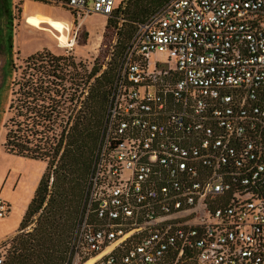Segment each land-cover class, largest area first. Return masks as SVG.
<instances>
[{
    "label": "built area",
    "instance_id": "1",
    "mask_svg": "<svg viewBox=\"0 0 264 264\" xmlns=\"http://www.w3.org/2000/svg\"><path fill=\"white\" fill-rule=\"evenodd\" d=\"M60 1L78 20L116 2ZM70 261L264 264V0H165L136 24Z\"/></svg>",
    "mask_w": 264,
    "mask_h": 264
},
{
    "label": "trees",
    "instance_id": "2",
    "mask_svg": "<svg viewBox=\"0 0 264 264\" xmlns=\"http://www.w3.org/2000/svg\"><path fill=\"white\" fill-rule=\"evenodd\" d=\"M11 1L0 0V16L6 14L9 24L6 42L10 52ZM164 1L116 0L104 36L113 27L117 51L105 69L94 63L79 72L80 63L71 56L46 49L28 55L18 67L21 72L11 83L1 145L8 154L46 165L4 264H67L120 59L136 24ZM10 65L13 69L12 60Z\"/></svg>",
    "mask_w": 264,
    "mask_h": 264
},
{
    "label": "rangeland",
    "instance_id": "3",
    "mask_svg": "<svg viewBox=\"0 0 264 264\" xmlns=\"http://www.w3.org/2000/svg\"><path fill=\"white\" fill-rule=\"evenodd\" d=\"M10 9L13 14L12 52L6 42L9 33L7 15L0 16V199L10 206L9 213L0 218V239L6 237L0 245L10 244L15 234L11 233L20 223L24 206L35 188L43 163L44 169L46 165L45 162L9 155L1 145L5 135L3 124L9 116L11 83L21 72L18 67L23 65L28 55L46 49L55 55L71 56L77 64L80 63L79 72L91 69L94 63L105 69L117 51L114 29L109 28L104 36L107 18L100 14H91L78 20L70 13L65 2L60 0H12ZM27 14H44L70 27V32L64 30V34L72 41L71 46L58 47L56 36L60 34L45 23H42L41 30L35 28L27 20Z\"/></svg>",
    "mask_w": 264,
    "mask_h": 264
},
{
    "label": "bare ground",
    "instance_id": "4",
    "mask_svg": "<svg viewBox=\"0 0 264 264\" xmlns=\"http://www.w3.org/2000/svg\"><path fill=\"white\" fill-rule=\"evenodd\" d=\"M26 18L37 29L42 28L41 27L42 23H45V24L49 25L53 30L58 32L60 34L59 36H56V39L58 41V45H57L58 47H63V46L69 47V46H71L72 41L64 34V30H67L70 32V27L67 28L63 23L56 21L53 18H51L50 16H47L44 14L43 15H41V14H36V15L27 14Z\"/></svg>",
    "mask_w": 264,
    "mask_h": 264
},
{
    "label": "crops",
    "instance_id": "5",
    "mask_svg": "<svg viewBox=\"0 0 264 264\" xmlns=\"http://www.w3.org/2000/svg\"><path fill=\"white\" fill-rule=\"evenodd\" d=\"M10 155V154H9ZM23 158V157H22ZM23 159H25V158H23ZM26 159H29V158H26ZM33 160H35V159H33ZM37 161H39V160H37ZM41 163H42V161H40ZM43 169H44V163H43V168H42V170L40 171V174H39V176L37 177V179H36V181H35V187H36V185H37V183H38V181H39V179H40V176L42 175V172H43ZM35 189V188H34ZM33 192H34V190L32 191V194L29 196V198H28V201H27V203L25 204V206H24V209H23V213H22V215H21V218H22V216H23V214H24V212H25V209H26V207H27V205H28V203H29V201H30V199H31V197H32V195H33ZM18 228V227H17ZM17 230V229H16ZM16 230L13 232V233H11V234H14L15 232H16ZM10 234V235H11ZM6 237H3L2 239H0V242L1 241H3L4 239H5Z\"/></svg>",
    "mask_w": 264,
    "mask_h": 264
}]
</instances>
